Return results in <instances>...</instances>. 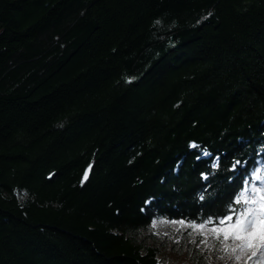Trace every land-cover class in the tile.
I'll list each match as a JSON object with an SVG mask.
<instances>
[{"label": "trees", "instance_id": "1", "mask_svg": "<svg viewBox=\"0 0 264 264\" xmlns=\"http://www.w3.org/2000/svg\"><path fill=\"white\" fill-rule=\"evenodd\" d=\"M263 168L264 0H0V264H213Z\"/></svg>", "mask_w": 264, "mask_h": 264}, {"label": "rangeland", "instance_id": "2", "mask_svg": "<svg viewBox=\"0 0 264 264\" xmlns=\"http://www.w3.org/2000/svg\"><path fill=\"white\" fill-rule=\"evenodd\" d=\"M252 189L256 191L253 193ZM261 198H264V168L260 169L253 177L252 184L247 185L240 193V200L244 204L247 202L249 210L253 207L258 210L264 208V201L255 203ZM261 220H264V217L258 216V223ZM240 222L243 224V216L240 217ZM252 231L256 235H246L240 230V226L236 225L235 219L227 221V223L214 229H188L180 223L162 221L156 222L153 226L156 241L164 247L172 245L169 255L173 257L184 252L183 246L188 245V243L192 244L196 238L198 245L200 242L209 243L227 251L226 256L222 255V250L218 252L214 256L215 261L213 264H264V238L259 236L258 228H254ZM243 241L245 243L242 250L238 251V254H234L232 250L242 244ZM227 243L229 245L228 249L225 246Z\"/></svg>", "mask_w": 264, "mask_h": 264}, {"label": "snow or ice", "instance_id": "3", "mask_svg": "<svg viewBox=\"0 0 264 264\" xmlns=\"http://www.w3.org/2000/svg\"><path fill=\"white\" fill-rule=\"evenodd\" d=\"M193 147H196V145H192ZM205 155H210L209 153L205 152ZM218 160V158H217ZM239 161H236L235 164H233V168L236 167L237 164H239ZM213 167H217V164L214 163ZM87 178V173H85V179ZM249 183L248 181H246V184ZM247 190V189H246ZM253 193L256 191L255 189L251 190ZM201 199H203V197L201 196ZM262 201H264V198H261V200H257L255 201V203H261ZM235 203H241V200L239 198H237V200L235 201ZM234 212V210H233ZM235 223L236 225L240 226V230L243 231L246 235L248 236H252V235H256V233H253V229L254 228H258V233L259 236L261 238H264V220H261L258 223V216L259 217H264V208L258 210L255 207L251 208V210H249V208L247 207V202H245V206L240 210L239 213H235ZM245 215V219L243 224H241L240 222V216L241 215ZM233 216L232 215H226L224 216L222 219L219 220L220 224H223L225 220L228 221H232ZM210 220V218H209ZM208 221H205V223H207ZM182 223V222H181Z\"/></svg>", "mask_w": 264, "mask_h": 264}, {"label": "water", "instance_id": "4", "mask_svg": "<svg viewBox=\"0 0 264 264\" xmlns=\"http://www.w3.org/2000/svg\"><path fill=\"white\" fill-rule=\"evenodd\" d=\"M89 172H90V166H88L86 169H85V171H84V173H83V175H82V181L83 182H85L87 179H88V177H89ZM85 173H87V178L85 179Z\"/></svg>", "mask_w": 264, "mask_h": 264}]
</instances>
